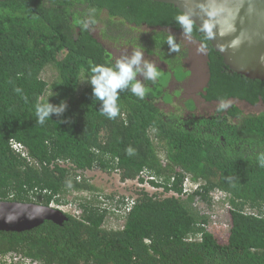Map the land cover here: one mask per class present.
Wrapping results in <instances>:
<instances>
[{"label":"trees","instance_id":"1","mask_svg":"<svg viewBox=\"0 0 264 264\" xmlns=\"http://www.w3.org/2000/svg\"><path fill=\"white\" fill-rule=\"evenodd\" d=\"M179 15L152 0L0 1V200L78 211L63 210L61 223L0 231V264H264V107L248 111L235 101L264 105V81L229 71L192 23L189 35L206 49L198 96L217 103L196 113L192 97L168 85L190 74L187 47L176 39L179 51L170 53L168 31L144 28L181 29ZM106 39L166 64L156 65L155 83L137 77L143 99L120 93L114 119L84 81L91 67L118 60ZM52 92L51 103L68 107L41 125L35 105ZM93 170L156 190L107 194ZM185 181L196 186L188 194ZM214 191L226 193L224 231L209 228Z\"/></svg>","mask_w":264,"mask_h":264},{"label":"water","instance_id":"2","mask_svg":"<svg viewBox=\"0 0 264 264\" xmlns=\"http://www.w3.org/2000/svg\"><path fill=\"white\" fill-rule=\"evenodd\" d=\"M4 1V0H0ZM187 15L229 71L264 81V0H152ZM64 211L51 205L0 200V231H24Z\"/></svg>","mask_w":264,"mask_h":264},{"label":"clouds","instance_id":"3","mask_svg":"<svg viewBox=\"0 0 264 264\" xmlns=\"http://www.w3.org/2000/svg\"><path fill=\"white\" fill-rule=\"evenodd\" d=\"M176 23L180 25L185 34L192 31V21L187 15H179L176 17ZM89 21H83L82 27L88 28ZM169 45L168 51L178 52L179 45L176 43L174 34H170L166 40ZM143 77L144 80L153 83L160 76V71L154 63L145 59L143 50H134L130 56L118 59L111 66L98 64L91 67L87 81L92 86V94L96 101L101 104V114L109 119H114L120 111L118 101L120 93L129 90L134 96L143 99L146 95V89L141 80L137 77ZM55 95L52 92L47 101L40 102L35 105L36 122L43 125L48 119L55 114L61 117L67 110V103L61 101L58 104L51 103L49 97ZM224 107V105H221ZM259 162L264 167V154L259 157Z\"/></svg>","mask_w":264,"mask_h":264},{"label":"rangeland","instance_id":"4","mask_svg":"<svg viewBox=\"0 0 264 264\" xmlns=\"http://www.w3.org/2000/svg\"><path fill=\"white\" fill-rule=\"evenodd\" d=\"M135 35V32H133ZM183 39V38H182ZM187 43L188 46H190V55L186 57V62L189 65L190 68H192V75L194 76V79H199V82L195 86H191L190 89H196V93L198 94V90L200 89L203 78H204V64H203V50L200 48L199 44L192 41L191 39H188L185 37L183 40ZM113 52L114 57L118 59L124 58L125 54H129L128 48H123V46L118 47L114 43L110 42L108 45ZM129 47V46H128ZM184 96H187L188 94L186 92L182 93ZM194 96V95H192ZM198 100V96L196 97ZM214 105L204 104L202 101H198V106L195 109L196 113H210L214 110ZM244 109H247L248 111H258L262 108H250L246 107ZM88 174L93 178V183L97 186H99L103 191L107 194L116 193L124 196H130L133 194V191L135 187H143L146 190L153 192L156 189L151 187L150 184L147 182L144 183H138L136 180L133 181H127L125 183H121L118 180L117 174L108 175L105 173H102L98 170H93L88 172ZM213 198V208L209 213V228L210 230H216V231H224L227 228V200L222 199L216 192L211 194ZM63 211V210H62ZM115 222L114 218H111L109 220V225L113 224Z\"/></svg>","mask_w":264,"mask_h":264},{"label":"flooded vegetation","instance_id":"5","mask_svg":"<svg viewBox=\"0 0 264 264\" xmlns=\"http://www.w3.org/2000/svg\"><path fill=\"white\" fill-rule=\"evenodd\" d=\"M144 26V25H143ZM145 29H147V30H150V29H155V30H161V29H163V30H166V31H168L170 34H174V36H175V39H177V40H180V41H182V43H183V46H186L187 47V50H188V54H187V56L188 55H190V46H188L187 45V43L185 42V41H183L184 39H185V37L186 38H188V39H191L192 41H194V42H196V43H198L199 44V46H200V48L203 50L202 52H203V54L205 55V53H206V49H205V47H204V45L201 43V41H199V40H196L193 36H191V35H189V34H185L181 29H173L172 27H170V26H166V27H144ZM183 38V39H182ZM105 42H106V44L107 45H109L110 44V42H108V40L106 39L105 40ZM124 48V46L122 47V49ZM111 51H112V49H110ZM128 52H129V54L127 53V54H125L124 56L126 57V56H130L131 54H132V48L131 47H129V49H128ZM113 53V52H112ZM144 56H145V59H148V61H150L152 58L154 59V62H156V60H158V58L156 57V56H154V55H148L147 53H145L144 52ZM205 58H206V55L204 56V59L203 60H205ZM151 62H152V60H151ZM183 62H186V58L183 60ZM156 65H158V66H161L162 68L164 67H166V64L163 62H161V61H159V63H156ZM188 68V67H187ZM189 69V68H188ZM204 69H205V71H204V78H203V83H202V85H201V87L204 85V83H205V81L207 80V68H206V66H205V64H204ZM198 82H199V79H194V76L192 75V68H191V72H190V74L187 76V78L186 79H184V80H180V81H176V80H174V79H171L169 82H168V85H175V86H180L181 87V89H180V92H181V94L183 93V92H186L188 95H190L189 97H192V99L194 100V104H195V107H197L198 106V101L200 100V101H202V103L203 102H205V101H203L202 100V98L200 97V96H198V94H195L196 93V89H190V87L191 86H195V85H197L198 84ZM200 87V88H201ZM170 92V91H169ZM192 95H194V96H192ZM198 96V100H197V97ZM173 99H174V97H173ZM235 101H237V104H238V106L240 107V108H248V107H250V108H253V107H256V108H262V107H264V105L263 104H260V103H257V104H255V105H253V106H251V105H249V103H247L246 101H238V100H235ZM205 104H209V105H215V104H217L216 102H205ZM245 110H247V109H245Z\"/></svg>","mask_w":264,"mask_h":264},{"label":"built area","instance_id":"6","mask_svg":"<svg viewBox=\"0 0 264 264\" xmlns=\"http://www.w3.org/2000/svg\"><path fill=\"white\" fill-rule=\"evenodd\" d=\"M12 146L17 151H21L22 150V146L20 144H18V143H13ZM144 178H145V180L152 179V177L148 176L147 174L144 175ZM195 187H196L195 185L189 183L188 181H185L184 182V185H183V194H188V193L192 192V190ZM214 192H216L222 199L227 198L226 197V193H224V192H221V191H214ZM214 192H212V193H214ZM214 199H217V198H214ZM132 205H133V199H132V197L131 198H126L125 199L124 206L121 208L122 212L128 211L131 208ZM51 206L57 207L60 210L70 209V210L73 211L75 209L74 206H68L67 208L66 207H61V206H55V205H51ZM73 212L76 214L78 211L74 210ZM10 259L17 260L18 257H16L15 255H13V256H7V260L10 261Z\"/></svg>","mask_w":264,"mask_h":264}]
</instances>
